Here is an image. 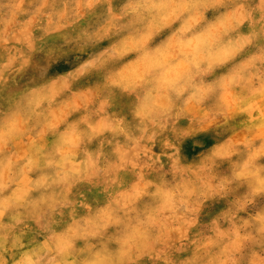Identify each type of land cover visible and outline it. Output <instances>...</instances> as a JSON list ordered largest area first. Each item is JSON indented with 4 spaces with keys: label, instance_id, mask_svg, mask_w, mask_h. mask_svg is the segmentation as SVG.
Wrapping results in <instances>:
<instances>
[{
    "label": "rangeland",
    "instance_id": "obj_1",
    "mask_svg": "<svg viewBox=\"0 0 264 264\" xmlns=\"http://www.w3.org/2000/svg\"><path fill=\"white\" fill-rule=\"evenodd\" d=\"M0 264H264V0H0Z\"/></svg>",
    "mask_w": 264,
    "mask_h": 264
}]
</instances>
